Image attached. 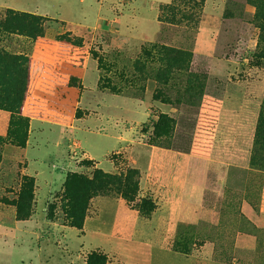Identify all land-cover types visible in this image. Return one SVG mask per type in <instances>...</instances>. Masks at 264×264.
<instances>
[{"label":"rangeland","instance_id":"rangeland-1","mask_svg":"<svg viewBox=\"0 0 264 264\" xmlns=\"http://www.w3.org/2000/svg\"><path fill=\"white\" fill-rule=\"evenodd\" d=\"M7 9L45 21L37 40L0 43L30 60L25 146L0 110V264H264V170L250 164L264 59L249 0H0V19ZM152 45L186 52L184 69L135 72ZM95 170L136 172L137 192L93 198L71 227L66 175ZM25 178L33 214L20 221Z\"/></svg>","mask_w":264,"mask_h":264},{"label":"trees","instance_id":"trees-1","mask_svg":"<svg viewBox=\"0 0 264 264\" xmlns=\"http://www.w3.org/2000/svg\"><path fill=\"white\" fill-rule=\"evenodd\" d=\"M178 0H173L176 3ZM205 0H188L192 7H202ZM256 9L254 16L260 35L258 39V57L264 59V0H249ZM44 18L26 13H18L7 9L0 19V43L11 36L24 37L32 41L42 37ZM160 21L161 18H160ZM186 52L168 47L152 45L142 52L140 59L134 64V71L144 73L146 65L158 61L163 70L158 78L166 79L171 69H184ZM98 66L102 69V61ZM30 60L23 53L11 54L0 46V110L9 112L12 120L9 125L8 137L19 147L26 144L28 137V121L22 117L21 110L29 85ZM104 70V69H103ZM100 84L106 86V81L100 78ZM113 90H116L115 88ZM250 164L252 167L264 170V102L255 132L254 150ZM22 191L15 203L16 216L20 221L28 220L32 214L34 202L33 180L25 178ZM137 173L128 171L124 177H116L95 170L91 177L77 173H68L63 184L60 197V207L65 221L69 226L81 229L88 215L91 200L99 195L117 194L128 202H132L137 192ZM56 204L48 205V218H54ZM94 257L88 264H93ZM100 264L105 263L104 257H97Z\"/></svg>","mask_w":264,"mask_h":264},{"label":"crops","instance_id":"crops-1","mask_svg":"<svg viewBox=\"0 0 264 264\" xmlns=\"http://www.w3.org/2000/svg\"><path fill=\"white\" fill-rule=\"evenodd\" d=\"M163 1H168V0H163ZM88 212H89V209H88ZM87 217H88V215H87ZM87 217H86V218H87Z\"/></svg>","mask_w":264,"mask_h":264}]
</instances>
